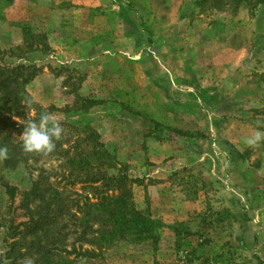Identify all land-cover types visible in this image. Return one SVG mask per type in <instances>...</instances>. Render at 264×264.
<instances>
[{
    "label": "rangeland",
    "instance_id": "rangeland-1",
    "mask_svg": "<svg viewBox=\"0 0 264 264\" xmlns=\"http://www.w3.org/2000/svg\"><path fill=\"white\" fill-rule=\"evenodd\" d=\"M3 65L38 73L26 87L32 103L0 133L12 152L11 166L0 159V264H186L198 241L217 246L206 263L264 264V138L247 143L264 133V4L0 0ZM37 109L63 129L48 155L26 153L19 139ZM85 127L132 181L137 210L158 222L167 209L185 216L175 241L122 242L95 260L70 254L83 245L74 202L96 194L66 166L89 151L78 143ZM54 190L67 198L64 217L56 205L40 209ZM189 202L200 239L186 228Z\"/></svg>",
    "mask_w": 264,
    "mask_h": 264
},
{
    "label": "trees",
    "instance_id": "trees-1",
    "mask_svg": "<svg viewBox=\"0 0 264 264\" xmlns=\"http://www.w3.org/2000/svg\"><path fill=\"white\" fill-rule=\"evenodd\" d=\"M209 2V0H204ZM216 4H221L224 0H212ZM237 4L243 0H232ZM245 2V1H244ZM249 6L264 4V0H246ZM8 72L9 76L4 77L1 82L3 92L0 93V133L7 128L4 123L9 122L11 117H17L19 110H24L32 103L26 87L37 77L38 71L34 66H8L0 67V74L3 76ZM23 89V90H22ZM23 104V105H22ZM95 106V103L84 102L77 112H84ZM36 118L39 119L42 113H49L43 109H37ZM4 116H8L4 120ZM12 127L14 123L9 122ZM85 134L84 140H79L89 148L88 152L74 154L67 160L66 166L70 169L75 180L88 188H92L96 194L92 198H84L79 204L74 202L76 211L71 215L78 226L84 231L79 235V240L83 245L73 248L70 254L76 258H86L95 260L102 257L104 251L115 247L119 243H144L150 241L156 243L157 231L163 226L160 222L151 218L148 212H141L136 209L131 188L132 181L127 175L118 170V164L110 153L100 142L99 136L90 128L82 129ZM2 148V147H0ZM8 156L4 159L5 167L11 166L12 152L9 148ZM117 170V171H116ZM116 171V174H111ZM9 197L13 200L15 190L6 187ZM53 195L46 199V192L41 195L40 208L43 212L50 211L51 207L58 206L59 216L68 215L69 205L63 198V192L54 190ZM67 204H66V203ZM47 214V212H45ZM48 218L47 216H43ZM44 231L47 239L49 229H54L53 224ZM86 246L87 249H83ZM74 263V262H73ZM63 261L61 264H73Z\"/></svg>",
    "mask_w": 264,
    "mask_h": 264
},
{
    "label": "clouds",
    "instance_id": "clouds-1",
    "mask_svg": "<svg viewBox=\"0 0 264 264\" xmlns=\"http://www.w3.org/2000/svg\"><path fill=\"white\" fill-rule=\"evenodd\" d=\"M25 124L26 127L19 136L23 150L30 154H51L56 148L55 141L59 140L62 135L61 125L51 121L47 113H42L39 121L30 119L25 121ZM262 138H264V133L257 131L247 143L255 144ZM7 156L8 149L6 147L0 148V159H6Z\"/></svg>",
    "mask_w": 264,
    "mask_h": 264
},
{
    "label": "crops",
    "instance_id": "crops-1",
    "mask_svg": "<svg viewBox=\"0 0 264 264\" xmlns=\"http://www.w3.org/2000/svg\"><path fill=\"white\" fill-rule=\"evenodd\" d=\"M189 207H186V228L189 231V235H192L194 239H200V235H202L201 231V217L200 212L194 213V206L191 204V202L188 203ZM157 218L160 220V222L164 225V228L160 230V233L157 235L160 240H163L164 237L170 238L175 241V234L172 228L176 225V222H181V220L185 219V216L182 214H174L172 211L169 212V209L164 210V214H157ZM164 241V240H163ZM163 241L162 245H163ZM160 242V244H161ZM173 242V241H172ZM197 244V242H196ZM195 244V250H190L192 255H194V258L191 256L187 257L186 264H209V262L206 263L207 260H211V256L217 255V246L211 245V246H201V241H198V245ZM163 247V246H161ZM171 247V244L168 245V251ZM203 252H205L203 254ZM206 260V261H205ZM175 264V263H173Z\"/></svg>",
    "mask_w": 264,
    "mask_h": 264
}]
</instances>
